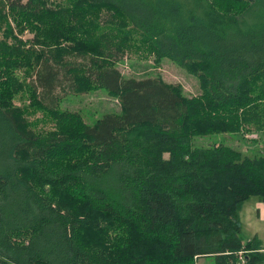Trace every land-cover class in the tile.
Wrapping results in <instances>:
<instances>
[{
	"label": "trees",
	"instance_id": "obj_1",
	"mask_svg": "<svg viewBox=\"0 0 264 264\" xmlns=\"http://www.w3.org/2000/svg\"><path fill=\"white\" fill-rule=\"evenodd\" d=\"M0 31V264H264L240 218L264 199V153L194 141L264 131V0H0ZM131 49L185 66L201 92L124 76ZM22 68L29 108L14 102ZM66 86L120 108L90 124L61 108Z\"/></svg>",
	"mask_w": 264,
	"mask_h": 264
},
{
	"label": "rangeland",
	"instance_id": "obj_2",
	"mask_svg": "<svg viewBox=\"0 0 264 264\" xmlns=\"http://www.w3.org/2000/svg\"><path fill=\"white\" fill-rule=\"evenodd\" d=\"M60 1V0H55ZM66 1V0H65ZM197 0H186L188 5L195 6ZM205 1V0H199ZM247 21H255L252 13L247 16ZM25 40H31L34 37V32L25 30L22 34ZM3 38V34L0 31V39ZM118 67L121 69L124 76H135L137 78L157 77L162 75V78L167 82L181 83L184 87V92L189 96L198 95L201 92L200 78L198 74H194L188 71L185 66H181L171 58H165L161 62H155L154 56L147 57L141 56L134 52L133 49L125 52L122 57L118 58ZM18 75L27 81L28 86L24 88L21 93H18L14 99L17 106L29 108L31 102L30 85L34 76L28 74L23 68L17 71ZM64 79V82H67ZM68 85L67 83H65ZM59 94L62 96L60 102L61 108H69L75 111H81L86 122L92 124L95 120L101 117L106 111H115L120 108L119 99L111 96L106 88L99 90H90V92H73L70 91L67 86L64 89H59ZM42 116V111L39 110L35 115H28L30 119H34L37 116ZM42 128H52L53 122L39 124ZM195 144L204 146L211 145L214 142L230 144L232 147L242 150L245 154L253 156L255 153H264V131L257 130L254 127L250 133H213L210 136H200L195 138ZM264 199L260 195L256 194L243 203V208L240 211V218L243 221L242 238L243 240H250L255 235L261 238L264 244V216H260L259 209L261 202ZM214 258L211 256H204L198 259L197 264H215Z\"/></svg>",
	"mask_w": 264,
	"mask_h": 264
},
{
	"label": "crops",
	"instance_id": "obj_3",
	"mask_svg": "<svg viewBox=\"0 0 264 264\" xmlns=\"http://www.w3.org/2000/svg\"><path fill=\"white\" fill-rule=\"evenodd\" d=\"M260 206H261L260 209H259L260 216H262V214L264 216V202L263 201L261 202Z\"/></svg>",
	"mask_w": 264,
	"mask_h": 264
},
{
	"label": "built area",
	"instance_id": "obj_4",
	"mask_svg": "<svg viewBox=\"0 0 264 264\" xmlns=\"http://www.w3.org/2000/svg\"><path fill=\"white\" fill-rule=\"evenodd\" d=\"M240 258L243 260L242 252L239 253Z\"/></svg>",
	"mask_w": 264,
	"mask_h": 264
}]
</instances>
